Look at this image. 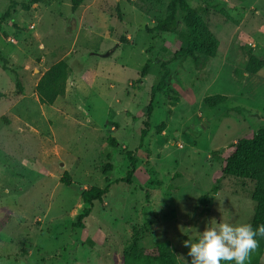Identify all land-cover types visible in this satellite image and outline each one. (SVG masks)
<instances>
[{"label":"rangeland","instance_id":"rangeland-1","mask_svg":"<svg viewBox=\"0 0 264 264\" xmlns=\"http://www.w3.org/2000/svg\"><path fill=\"white\" fill-rule=\"evenodd\" d=\"M28 1L0 0V264H125L164 242L191 264L184 241L205 227L251 224L258 181L223 169L264 127V67L246 71L264 59V0H187L213 43L198 58L175 57L182 12L175 32L155 29L169 0ZM63 59L68 90L42 104L37 83ZM95 63L90 85L79 71ZM107 184L79 222L82 193Z\"/></svg>","mask_w":264,"mask_h":264},{"label":"trees","instance_id":"trees-1","mask_svg":"<svg viewBox=\"0 0 264 264\" xmlns=\"http://www.w3.org/2000/svg\"><path fill=\"white\" fill-rule=\"evenodd\" d=\"M42 1L43 0H29L28 2H23L22 6L25 10H28L33 3ZM84 1L85 0H72L73 10L76 11ZM167 10L168 14L158 22L157 26H155V29L158 31L175 32L178 25V14L180 12L184 14L183 21L186 29L182 34L186 42L181 50L176 53L175 57L182 54H189L198 58L197 53L205 55L214 53L212 39L207 26L202 22L197 10H195L187 0H169ZM9 13L10 11L8 9L3 16L8 17ZM152 30L153 28L150 31ZM263 67L264 59H260L254 54H251L246 63V71L251 74H256ZM149 69L150 65L147 63L140 73V79L148 74ZM71 72L70 64L64 59L59 60L47 69L40 77L36 86L39 101L42 104L50 106L55 104L60 97H63L67 91V83ZM95 75L96 70L94 68H89L83 73L82 78L86 83L92 85ZM165 86H167V82L165 77H163L157 85L153 86V92ZM112 169L113 164L108 163L105 166V171ZM132 170L133 169H130V174ZM223 173L224 175L251 178L258 181V186L253 195L256 209L251 225L253 228H256L258 225L264 224V127L260 128L252 137H243L230 144ZM109 188L110 184H107L104 188H92L82 193L84 203L90 204V206L85 207L83 212L78 216L79 222L89 216L93 202L95 200H101L109 191ZM204 199L207 200L206 197ZM259 238H261L259 241H264V237ZM262 247L263 245L261 249ZM253 253L251 259L246 262V264H256L259 262L260 253L256 255V257ZM125 264L176 263L168 242H164L158 243L156 248L145 252L136 249L128 252L125 257Z\"/></svg>","mask_w":264,"mask_h":264},{"label":"clouds","instance_id":"clouds-1","mask_svg":"<svg viewBox=\"0 0 264 264\" xmlns=\"http://www.w3.org/2000/svg\"><path fill=\"white\" fill-rule=\"evenodd\" d=\"M257 237H264V224L216 222L205 227L195 242L188 239L191 264H246L259 247Z\"/></svg>","mask_w":264,"mask_h":264},{"label":"crops","instance_id":"crops-1","mask_svg":"<svg viewBox=\"0 0 264 264\" xmlns=\"http://www.w3.org/2000/svg\"><path fill=\"white\" fill-rule=\"evenodd\" d=\"M97 33V32H96ZM119 44V46L122 44V42H119L118 43ZM67 62L70 64V66H71V70H74V68H75V66L73 67V63L70 61V60H67ZM96 64V67H94V69L96 70V74L98 75L99 74V70H98V67H97V64L98 63H95ZM80 63L78 64V66H77V64H76V68H80ZM85 69H89V68H86V66H85ZM86 71V70H85ZM84 70H80L79 71V73L81 74L80 76H82L83 75V73L85 72ZM72 76V72H71V75H70V77ZM96 76V75H95ZM71 84L74 86V87H76V86H78V84H77V81L76 80H73L72 82H71ZM67 90H68V88H67Z\"/></svg>","mask_w":264,"mask_h":264},{"label":"water","instance_id":"water-1","mask_svg":"<svg viewBox=\"0 0 264 264\" xmlns=\"http://www.w3.org/2000/svg\"><path fill=\"white\" fill-rule=\"evenodd\" d=\"M115 49H116V48L112 49L110 52H107L106 55L108 56V55L112 54V53L115 51ZM255 115H256V114H255Z\"/></svg>","mask_w":264,"mask_h":264}]
</instances>
